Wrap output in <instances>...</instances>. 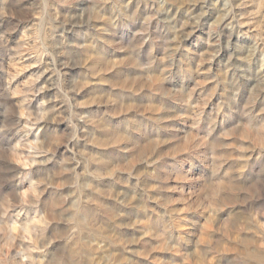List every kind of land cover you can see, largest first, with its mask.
I'll return each instance as SVG.
<instances>
[{
    "label": "clouds",
    "instance_id": "9594fccd",
    "mask_svg": "<svg viewBox=\"0 0 264 264\" xmlns=\"http://www.w3.org/2000/svg\"><path fill=\"white\" fill-rule=\"evenodd\" d=\"M0 264H264V0H0Z\"/></svg>",
    "mask_w": 264,
    "mask_h": 264
}]
</instances>
